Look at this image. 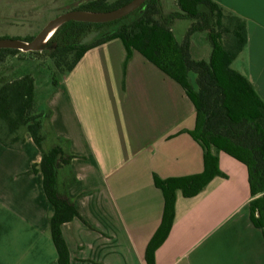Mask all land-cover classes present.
Returning <instances> with one entry per match:
<instances>
[{
	"label": "crops",
	"instance_id": "1",
	"mask_svg": "<svg viewBox=\"0 0 264 264\" xmlns=\"http://www.w3.org/2000/svg\"><path fill=\"white\" fill-rule=\"evenodd\" d=\"M215 1L246 20L244 58L236 70L264 101V0ZM186 18H175L171 28ZM125 56L119 38L88 49L43 102L55 135L67 140L73 156L57 171L58 191L85 220L61 225L70 264H147L145 249L163 209L153 176L203 169L202 147L189 133L193 101L137 50L123 70ZM218 158L224 176L194 196L176 191L173 222L154 264H264L263 234L249 215L247 167L222 150ZM40 159L29 134L17 149L0 143V264H57L53 207L42 174L31 170Z\"/></svg>",
	"mask_w": 264,
	"mask_h": 264
},
{
	"label": "trees",
	"instance_id": "2",
	"mask_svg": "<svg viewBox=\"0 0 264 264\" xmlns=\"http://www.w3.org/2000/svg\"><path fill=\"white\" fill-rule=\"evenodd\" d=\"M129 1L91 0L75 9L109 11ZM175 1L178 11L166 14L162 12L160 0H145L131 13L113 21L69 20L61 24L44 44L45 49L50 48L47 54L55 74L61 77L72 70L88 49L119 38L126 49L123 70L133 50H137L177 81L195 105V128L189 133L202 147L203 169L185 176H153L154 185L163 195V209L161 221L145 249L147 264H154V252L170 231L176 191L180 190L185 197L194 196L212 178L224 176L219 167L218 152L221 150L247 167L251 194L249 215L264 238V101L249 79L231 68L232 61L246 44V20L215 0ZM179 17L192 19L182 41L176 40L171 28L172 21ZM202 31H206L210 54L208 59H194L190 54V35ZM89 34L93 37L83 41ZM21 52L0 48V62L8 55ZM192 73L195 74L193 78ZM35 81L32 72L9 79L0 74V143L17 149L24 143L25 134H29L41 152L40 161L34 163L31 170L42 174L43 190L53 207L50 229L57 264H70L61 225L75 217L85 220L70 198L59 193L57 171L68 166L73 156L66 149L67 140L55 135L50 110L43 104L50 94V86L54 87L57 80L46 81L49 86L43 102L36 99ZM74 179L72 176L71 182Z\"/></svg>",
	"mask_w": 264,
	"mask_h": 264
},
{
	"label": "rangeland",
	"instance_id": "3",
	"mask_svg": "<svg viewBox=\"0 0 264 264\" xmlns=\"http://www.w3.org/2000/svg\"><path fill=\"white\" fill-rule=\"evenodd\" d=\"M91 0H0V37L25 39L35 36L43 26L52 18L62 12L73 10L83 3ZM113 1V0H108ZM164 14L167 10L178 11L175 0L164 2ZM192 22L191 18L181 19L174 25L172 31L177 40H183ZM92 34L84 37L83 41H89ZM211 46L207 41L206 31L194 32L190 35V54L194 59L208 58ZM37 53L22 51L17 55L6 56L0 62V74L5 78H14L21 73L32 72L36 79V99L43 102L48 86L46 81L52 82L59 79L55 74L51 59L48 57L50 48L44 46ZM244 54L240 53L231 63V68H238ZM195 76L194 73H192ZM55 78V79H54ZM50 88H53L50 86ZM46 99V98H45Z\"/></svg>",
	"mask_w": 264,
	"mask_h": 264
},
{
	"label": "water",
	"instance_id": "4",
	"mask_svg": "<svg viewBox=\"0 0 264 264\" xmlns=\"http://www.w3.org/2000/svg\"><path fill=\"white\" fill-rule=\"evenodd\" d=\"M144 1L145 0H131L121 7L102 12L79 9L68 10L50 19L30 41H25L19 38L0 37V48H13L21 51H38L47 42L43 43L42 40L54 26H57L58 28L61 24L69 20L90 23L113 21L131 13L141 6Z\"/></svg>",
	"mask_w": 264,
	"mask_h": 264
},
{
	"label": "bare ground",
	"instance_id": "5",
	"mask_svg": "<svg viewBox=\"0 0 264 264\" xmlns=\"http://www.w3.org/2000/svg\"><path fill=\"white\" fill-rule=\"evenodd\" d=\"M57 26H54L48 33L47 35L44 37V39L42 40V42H46L50 37L51 35L54 33V31L56 30Z\"/></svg>",
	"mask_w": 264,
	"mask_h": 264
}]
</instances>
